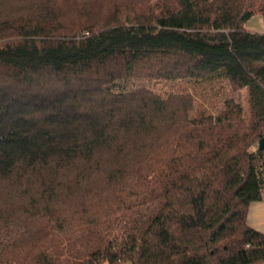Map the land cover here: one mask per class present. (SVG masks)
<instances>
[{
  "label": "trees",
  "instance_id": "1",
  "mask_svg": "<svg viewBox=\"0 0 264 264\" xmlns=\"http://www.w3.org/2000/svg\"><path fill=\"white\" fill-rule=\"evenodd\" d=\"M255 14L264 0H0V264L264 263ZM220 71L248 109L110 89Z\"/></svg>",
  "mask_w": 264,
  "mask_h": 264
},
{
  "label": "rangeland",
  "instance_id": "2",
  "mask_svg": "<svg viewBox=\"0 0 264 264\" xmlns=\"http://www.w3.org/2000/svg\"><path fill=\"white\" fill-rule=\"evenodd\" d=\"M252 32L264 33V18L255 14L244 24ZM147 87L167 97L171 93L192 94L195 98V109L192 116L217 114L224 106L228 97H234L248 109V90L233 92L223 71L205 79L193 80H125L110 87L113 91H127L134 88ZM248 113H246V117Z\"/></svg>",
  "mask_w": 264,
  "mask_h": 264
},
{
  "label": "crops",
  "instance_id": "3",
  "mask_svg": "<svg viewBox=\"0 0 264 264\" xmlns=\"http://www.w3.org/2000/svg\"><path fill=\"white\" fill-rule=\"evenodd\" d=\"M247 222L251 227L264 233V198L262 200L251 202L247 214ZM121 264H132V263L123 262Z\"/></svg>",
  "mask_w": 264,
  "mask_h": 264
},
{
  "label": "water",
  "instance_id": "4",
  "mask_svg": "<svg viewBox=\"0 0 264 264\" xmlns=\"http://www.w3.org/2000/svg\"><path fill=\"white\" fill-rule=\"evenodd\" d=\"M259 149H264V136H262L258 142Z\"/></svg>",
  "mask_w": 264,
  "mask_h": 264
}]
</instances>
